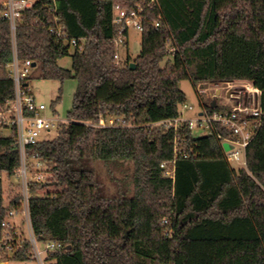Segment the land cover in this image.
Segmentation results:
<instances>
[{
  "label": "trees",
  "instance_id": "1",
  "mask_svg": "<svg viewBox=\"0 0 264 264\" xmlns=\"http://www.w3.org/2000/svg\"><path fill=\"white\" fill-rule=\"evenodd\" d=\"M138 1L140 50L116 63L114 40L122 34L126 45L128 29L113 22L114 8L131 13ZM148 2L33 0L17 19L18 59L31 60L42 79L76 80L56 136L27 146L51 172L30 187L32 230L40 242L64 244L48 253L54 264H264V118L239 169L216 133L194 136L187 121L176 130L161 122L180 116L187 101L181 80L196 91L210 81L250 82L261 90L264 111V0ZM1 9L0 108L14 97L13 39ZM56 18L76 44L49 30ZM64 56L69 68L58 63ZM203 106L228 109L216 101ZM109 117L121 121L94 125ZM95 159L130 161L134 194L102 195ZM172 160L174 174L167 176L161 163ZM19 163L13 131L0 132V224L20 198L18 190L4 204L2 174L16 178ZM9 259H32L29 243L0 261Z\"/></svg>",
  "mask_w": 264,
  "mask_h": 264
},
{
  "label": "built area",
  "instance_id": "2",
  "mask_svg": "<svg viewBox=\"0 0 264 264\" xmlns=\"http://www.w3.org/2000/svg\"><path fill=\"white\" fill-rule=\"evenodd\" d=\"M155 3H157V0H149L148 5L153 6ZM32 4L33 0H2L1 2V15L9 21L13 39V55L9 63V74L14 84V97L6 101L5 105L0 108V124L10 127L18 146L20 163L16 169V177L18 178L20 198L18 206L7 209L4 219L1 221L0 258L12 256L15 251L22 247L24 242H28L32 259L37 260L38 264H54V261L48 259L47 255L50 252L62 251L65 249L64 244L56 240L38 241L32 230L29 215L31 184L46 182L51 178V172L41 161L38 153L29 156L27 146L45 140L40 137L42 130L50 132L55 129L57 132L60 124L66 122L67 119L46 113L47 106L38 102L28 87V77L33 68L31 60L21 61L16 54L14 44L16 22L22 11L31 7ZM142 11L143 1L136 2L131 13H127L124 8L115 6L113 22L123 25L128 30L132 27L141 33L143 31ZM153 24L159 26L160 21L157 20ZM49 30L54 32L59 39L70 42L71 45L77 43V39L67 38L64 28L58 24L57 18L55 19V26H51ZM114 42L115 46L118 43L124 44L125 37L120 34ZM118 57V52L115 50L114 60L116 63ZM225 83L228 84L226 87L228 97L232 99V103H230L227 110L209 112L206 108H203L200 109L196 118L183 119L182 110L185 108L192 109L191 106L184 103L180 106L179 117L161 122L176 130L179 123L187 121L191 131L198 128L207 130V134L216 133L221 140L227 161L231 165L237 164L238 168L236 169H239L246 165V147L257 135L262 124V118H264V111H262L260 104L261 90L245 81ZM237 83L239 88L231 91L233 84ZM120 121V118H102L94 125L100 127L115 126ZM224 144L228 146L227 149ZM161 166L165 167L167 176H173L174 160L162 162ZM24 229L28 235H25Z\"/></svg>",
  "mask_w": 264,
  "mask_h": 264
},
{
  "label": "rangeland",
  "instance_id": "3",
  "mask_svg": "<svg viewBox=\"0 0 264 264\" xmlns=\"http://www.w3.org/2000/svg\"><path fill=\"white\" fill-rule=\"evenodd\" d=\"M2 0H0L1 4ZM140 40L141 33L130 27L128 30L127 44L118 43L116 50L118 52V61L120 59H125L129 54L130 57H134L138 54L140 50ZM73 50V47H71ZM58 63L66 68L71 66L70 56H64L59 59ZM227 83L219 81H210L204 84H200L196 89L192 86L189 80H181L179 82V87L186 94L187 101L185 104L191 106L192 109L185 108L182 110L183 119H193L198 116L200 109L204 106L202 103H208L216 101L219 105L229 106L232 103V99L227 96ZM237 84H233L231 91L239 88ZM28 87L30 91L35 96L38 102L44 103L47 106L46 113L48 115L58 116L59 118L66 119L67 111L71 107L72 96L76 88V80L74 78L67 79L62 83L56 79H42L39 77V72L37 69H31L30 78L28 80ZM61 90V91H60ZM219 93L216 94V91ZM61 92L60 99L52 107V102L55 100L56 96ZM3 135H10V127H4L0 130ZM194 136H201L207 134V130H201L194 128L192 130ZM57 132L52 129L50 132L42 130L40 132V137L43 139L50 140L56 136ZM227 149V145L224 144ZM91 165L95 168L98 179L102 184V195L106 196H116L125 195L132 196L134 194V182H133V166L130 161H119V162H104L100 159H95L91 161ZM233 167L238 168L237 164H232ZM3 178V188H4V204L7 205L8 200L16 194L19 190L18 178L7 177L2 174ZM53 187H46V189H52ZM43 190V191H44ZM25 235H28L27 231L24 229ZM7 264H38L35 259H30L26 261H14L7 260Z\"/></svg>",
  "mask_w": 264,
  "mask_h": 264
},
{
  "label": "water",
  "instance_id": "4",
  "mask_svg": "<svg viewBox=\"0 0 264 264\" xmlns=\"http://www.w3.org/2000/svg\"><path fill=\"white\" fill-rule=\"evenodd\" d=\"M32 66H35V64L32 63ZM130 67L133 68V67H134V63H131V64H130ZM218 93H219V90L216 92V94H218ZM227 96H228V93H227ZM214 103H215V101H212V105H214ZM227 147H228V146H227Z\"/></svg>",
  "mask_w": 264,
  "mask_h": 264
},
{
  "label": "crops",
  "instance_id": "5",
  "mask_svg": "<svg viewBox=\"0 0 264 264\" xmlns=\"http://www.w3.org/2000/svg\"><path fill=\"white\" fill-rule=\"evenodd\" d=\"M218 91V90H217ZM216 91V92H217ZM0 264H7V261H0Z\"/></svg>",
  "mask_w": 264,
  "mask_h": 264
}]
</instances>
